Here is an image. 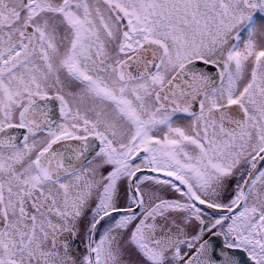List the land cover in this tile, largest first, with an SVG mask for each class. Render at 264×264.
<instances>
[{
  "label": "snow or ice",
  "instance_id": "obj_1",
  "mask_svg": "<svg viewBox=\"0 0 264 264\" xmlns=\"http://www.w3.org/2000/svg\"><path fill=\"white\" fill-rule=\"evenodd\" d=\"M0 264H264V0H0Z\"/></svg>",
  "mask_w": 264,
  "mask_h": 264
}]
</instances>
